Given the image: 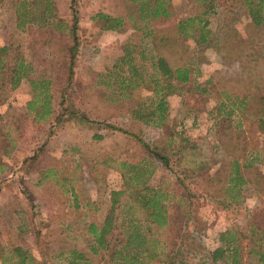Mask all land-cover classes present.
I'll list each match as a JSON object with an SVG mask.
<instances>
[{"label":"rangeland","instance_id":"374dc122","mask_svg":"<svg viewBox=\"0 0 264 264\" xmlns=\"http://www.w3.org/2000/svg\"><path fill=\"white\" fill-rule=\"evenodd\" d=\"M239 1L211 0L212 7L204 13L209 1L169 0L170 17L141 20L144 25L162 29L175 25L179 19L198 15L208 18V27L214 32L207 47H196L190 38L185 41L187 50L197 55L194 62L200 68V74L195 78L200 83L209 79L212 85L210 91L198 98L188 93L187 106L178 99L171 101L166 122L170 128L175 127L174 132H181L186 138L183 141L175 133V142L171 144L167 142L168 136L163 129L146 125L142 120L129 119L125 111L129 107L124 104V98H112L115 90L122 89L119 81L120 76H124V64L120 71L114 65L127 44L142 43V33L133 30L132 21L128 19L122 27L106 30L100 28V21L91 18L96 12L124 16L136 3L127 0L76 1L79 15V43L73 61L76 92L74 99H69L71 103H65V108L66 113H72L76 108L83 110L85 119L75 121V118L80 119L61 114L55 121L52 114L50 119L37 120L26 108L31 97L26 81L13 90L0 88V158L5 159L7 166L4 169L7 173L0 174V251L21 244L31 253L43 255L49 264H60L62 258L56 256L57 252L70 247L87 253L90 236L85 224L89 220H101L110 206V191L122 187L119 163H137L143 158L154 168L150 183L168 191L171 220L178 217L179 220L218 221L217 226L216 223L214 227L206 226L201 235L189 227L178 232L174 223L161 237L176 238L190 263L199 259L210 263L212 247L221 244L217 229L232 227L240 237L243 258L247 257L249 226L258 214L264 213V189L249 184L255 169L264 171V163L250 151L248 143H239L238 150L242 158L254 163V167L243 166L245 182L224 193L227 198L235 199L230 207L216 203L215 208L212 205L197 206L199 208L194 207L188 214H183L176 207L182 186L171 171L177 169L179 162L183 163L186 166L185 175L181 173L183 187L186 184L193 189L195 179L189 168L199 166L201 173L229 168L232 157L221 147L218 136L229 121L237 119L228 120L217 114L216 106L225 100L220 92L222 89L237 92L244 87L246 80L264 82V22L260 27L252 26V23L249 26L247 8ZM13 2L0 0V45L11 46L6 56L7 64L16 61L13 54L18 51L34 68L30 76L35 79L53 77L51 90L56 99L65 75L63 55L66 56L64 46L68 40L63 32L51 26L35 28L33 25L27 31L17 29L13 20ZM54 2L58 15L69 19L70 0ZM261 12L264 14V7ZM233 28L237 29L239 38ZM229 31L237 39L233 53L227 52L224 43ZM228 40L235 41L231 36ZM148 61L145 62V74L152 72ZM150 87L143 85L137 91L146 96ZM120 94L118 91L117 95ZM138 140L164 151L170 158V169L144 149ZM173 144L178 146L179 154L175 153ZM39 152L38 158L33 159ZM177 155L181 156L180 161ZM11 167L17 172L7 169ZM263 182L264 179L261 186ZM224 196L216 199L226 201ZM75 199L77 204H74ZM124 201L122 195L115 211L117 222L122 220L124 213L143 218L142 211L136 206L125 212ZM28 220H32L31 224L36 222V227L31 226L28 231L19 233V224Z\"/></svg>","mask_w":264,"mask_h":264},{"label":"trees","instance_id":"16d2710c","mask_svg":"<svg viewBox=\"0 0 264 264\" xmlns=\"http://www.w3.org/2000/svg\"><path fill=\"white\" fill-rule=\"evenodd\" d=\"M76 1L70 0L68 8L71 15L69 19L58 15L54 0H14L12 4L14 24L20 31H27L28 27L32 28L33 25L35 28L51 26L63 32L68 40V44L64 46L66 56L63 55L65 57L63 64L65 75L59 96L56 99H54L55 96L51 90V85L53 86L54 83L53 77L35 79L30 76L34 68L24 60L18 51L13 54L16 61L12 65L7 64L6 56L11 46L9 44L0 45V88L13 90L26 81L31 92V97L26 102V108L37 120L50 119L52 114L55 121L59 120L61 114L77 116L80 119L75 118V121H83L86 117L84 111L79 108H76L72 113L69 111L66 113L65 108V103H71L69 99L70 97L74 99L76 92L73 64L79 43L77 34L79 15ZM127 1L136 3V6L127 11L124 16H112L104 12H96L91 16L92 19L101 22V29L115 30L122 27L125 20L128 19L132 21V27L138 33H142V43L126 46L125 52L119 58L118 63L114 65L116 70L120 71L121 65L124 64V76H120L119 81V86L122 89L115 90L112 98L118 100L120 97L124 98V95L131 97V102L134 104L128 108L131 118L164 128L163 130L172 141L175 134L174 129L170 128L166 122L169 117L166 97L175 93L187 104L188 93L198 98L210 91L212 85L209 79L200 83L195 78L200 74V68L194 62L197 55L194 51L187 50L184 45L185 41L190 38L193 39L196 47H207L210 45L214 32L208 27V18L198 15L179 19L175 25L168 28L158 29L147 24L144 25L141 20L170 17L172 13L169 0ZM206 1H209V6L206 7L204 13L212 7L211 0ZM239 2L247 8V14L250 17L248 25L253 24L252 26L260 27L264 22V14L261 12L264 7L263 0H240ZM195 26H197L196 32ZM232 31L239 38L237 29L233 28ZM230 36L235 41H229ZM144 40L147 42H143ZM228 42L230 43L228 44ZM235 42L237 39L229 31L227 39L224 41L228 53L235 52ZM146 45L149 47L147 48ZM147 59H149L152 72L145 74ZM263 83L260 79H257L255 83L246 80L244 87L237 92H229L225 89L220 92L224 95L225 100L220 101L216 106L217 114L228 120L237 119L229 121V124L218 136L221 147L232 157L229 168H217L211 173H201L199 166L189 168L195 179V188L193 189L186 184L183 187L181 173L185 175L186 168L183 163L179 162L177 169L171 170L182 186L176 207L183 211V214H188L189 210L194 207L199 208L197 206L208 205L210 207L212 205L215 208L216 203H223L224 206L230 207V204L235 203L234 197L229 199L224 193L245 182L243 166H248L249 169L254 167L252 161L242 158L239 154V143L247 142L250 151L255 152L257 159L264 163ZM143 85L151 86L146 96L137 91ZM118 91L121 92L120 95H117ZM191 108L193 109V106ZM45 143L46 141L42 143L41 152ZM138 143L153 157L161 161L166 168L170 169V158L164 151L152 147L142 140H138ZM172 146L176 147L175 153L179 154L178 146H174V144ZM39 155L40 152L33 159H37ZM180 155H177L179 161L181 160ZM6 167L5 159L0 158V174L7 173L4 170ZM7 169L13 170V173L17 172L13 167ZM119 169L122 187L110 191V206L106 214L99 221L89 220L85 224L86 233L90 236L87 253L76 247L60 250L56 254L62 258L60 264H152L153 262L159 264H264V213L258 214L255 221L249 226V248L246 258H243L241 252L238 232L232 227H225L222 230L217 229L219 231L217 239L221 244L212 247L209 254L210 263L203 259L190 263L183 255L180 243H177L176 238L172 240L166 235L161 237V234H166L165 231L176 223L178 232L189 227L201 235L206 226L214 227L217 220H209V222L189 220L188 218L179 220L178 217L177 220H171L172 210L169 206L168 191L150 183L154 171L152 164L147 163L143 158L137 163L121 161ZM262 179H264V171L255 169L249 178V184L253 188L260 187L263 190ZM260 188L258 189L260 190ZM199 194L202 196L201 198L198 196ZM122 195L125 197L124 211L136 206L142 211L143 218L124 213L122 220L119 222L115 220V211L120 204ZM219 196H224L226 201L217 200L216 198ZM74 204H77L76 199ZM31 223L32 220L20 223L17 228L18 232L28 231L31 226L36 227V222ZM37 235H40L39 231H37ZM247 258L249 261L246 260ZM0 264L49 263L43 255L37 256L24 245L17 244L0 251Z\"/></svg>","mask_w":264,"mask_h":264},{"label":"crops","instance_id":"0c3cea01","mask_svg":"<svg viewBox=\"0 0 264 264\" xmlns=\"http://www.w3.org/2000/svg\"><path fill=\"white\" fill-rule=\"evenodd\" d=\"M133 30H135V29H133ZM141 43V42H140ZM130 46V44H127V46ZM126 48V47H125ZM125 52V51H124ZM147 93H149V92H147ZM130 98V99H129ZM174 99H178L181 103L183 102L184 103V101L181 99V97L180 96H177L175 93L174 94H170V95H168L167 97H166V99H165V101H166V106H167V108H168V114L170 113V108L172 107V100H174ZM132 100H131V97H129V96H126V95H124V104H126V106L127 107H132L134 104H133V102H131ZM185 105H186V103H184ZM187 106V105H186ZM190 109V107L188 108V110ZM129 110V109H128ZM128 110H125V111H127L126 112V114L128 115V118L130 119L131 118V116H130V114H129V112H128ZM132 119V118H131ZM133 120V119H132ZM149 124H151V123H149ZM149 124H146V125H149ZM153 125V124H152ZM154 126H156V125H154ZM158 129H164V128H162V127H158V126H156ZM174 129H175V127H174ZM176 133V135H179V139H183V141H185L186 140V138H183V136L181 135V132H174V134ZM166 139H167V137H166ZM165 139V140H166ZM171 138H168L167 139V142L168 143H174L175 141H174V139H175V135H174V138L172 139V141L170 140Z\"/></svg>","mask_w":264,"mask_h":264}]
</instances>
